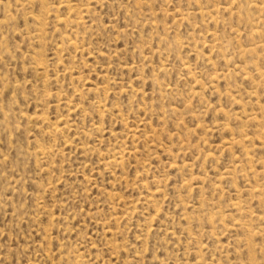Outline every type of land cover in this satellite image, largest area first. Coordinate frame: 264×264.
Segmentation results:
<instances>
[{
    "label": "rangeland",
    "instance_id": "1",
    "mask_svg": "<svg viewBox=\"0 0 264 264\" xmlns=\"http://www.w3.org/2000/svg\"><path fill=\"white\" fill-rule=\"evenodd\" d=\"M0 264H264V0H0Z\"/></svg>",
    "mask_w": 264,
    "mask_h": 264
}]
</instances>
